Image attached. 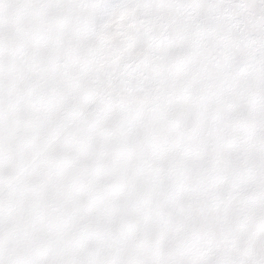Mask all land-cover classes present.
I'll return each instance as SVG.
<instances>
[{
	"label": "snow or ice",
	"instance_id": "6c2138e0",
	"mask_svg": "<svg viewBox=\"0 0 264 264\" xmlns=\"http://www.w3.org/2000/svg\"><path fill=\"white\" fill-rule=\"evenodd\" d=\"M0 264H264V0H0Z\"/></svg>",
	"mask_w": 264,
	"mask_h": 264
}]
</instances>
